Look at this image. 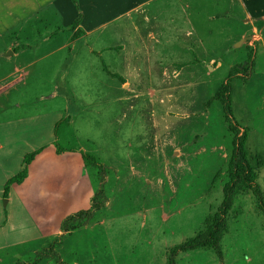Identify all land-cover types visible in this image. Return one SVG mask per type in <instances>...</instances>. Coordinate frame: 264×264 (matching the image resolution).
Instances as JSON below:
<instances>
[{"label":"crops","instance_id":"1","mask_svg":"<svg viewBox=\"0 0 264 264\" xmlns=\"http://www.w3.org/2000/svg\"><path fill=\"white\" fill-rule=\"evenodd\" d=\"M76 1L75 20L79 14L83 20L72 31L75 20L66 26L64 0H0V264L32 260L61 233L67 216L91 207L98 188L97 172L80 153L59 155L52 145L62 113L4 116L12 109L8 97L13 90L54 57L66 67L75 139L83 151L116 170L107 179V205L91 224L66 235L61 258L68 264H166L167 250L188 239L189 216L199 203L193 198L198 176L204 178L203 166L220 148L211 109L204 107L212 98L211 84L180 82L189 68H173L187 62V49L198 52L195 46L202 48L204 41L193 29L180 32L167 4L150 15L148 8L162 0ZM235 1L255 31L256 1ZM168 22L174 29L170 41ZM78 29L83 35L75 37ZM162 48L175 57L169 59ZM103 60L126 82L109 76ZM41 148L26 180L10 187L4 219L7 181L23 170L26 154ZM180 204L185 209L176 212ZM182 214L187 225L182 221L179 227ZM211 215L191 237L206 228Z\"/></svg>","mask_w":264,"mask_h":264},{"label":"rangeland","instance_id":"2","mask_svg":"<svg viewBox=\"0 0 264 264\" xmlns=\"http://www.w3.org/2000/svg\"><path fill=\"white\" fill-rule=\"evenodd\" d=\"M255 1L256 6L253 8L255 13L252 19L256 27L255 31L253 24L245 21L247 17L243 6L234 0H162L155 1L148 10L152 15L167 4V8H173L176 13L180 32L185 34L187 30L193 29L195 37L199 35L204 41L202 48L201 45L195 46L199 49L198 52L194 51L195 48L187 49L188 58L183 57L184 60L187 59L186 63L173 65V68L178 69L189 68L182 71L178 79L180 82L210 83L212 86L210 94L213 96L221 84L230 80L234 117L243 128L249 130L248 149L253 165L259 169L258 184L264 192V0ZM61 8L66 26L72 24L76 18L73 0H64ZM166 19L169 20L168 15ZM151 24L155 26L156 22L152 21ZM166 28L165 36H168L167 41H170L171 30L174 29H171L169 22ZM244 35L249 38L246 37L239 43ZM213 38L216 39L214 42H212ZM250 41L253 43L250 44ZM190 50L192 56L189 55ZM165 53L169 59L175 57L171 54L170 48L166 49ZM68 55L67 53L66 56ZM57 61L58 57H54L35 67L36 72L33 76L25 84L18 85L8 97L12 109L4 116L14 118L54 111H59L63 117L74 116L73 97L68 92L64 78L66 67L61 66ZM238 65H245L247 74L242 73L230 79L232 67ZM169 70L172 71V67ZM67 101L71 102L70 105ZM67 105L70 110L66 109ZM205 109H211L216 129L212 127L210 133L212 134L215 129L220 148L216 152L215 159H209L203 166L201 175L204 178L200 179L198 176L200 184L197 185V189L195 188L197 191L192 194L194 201L198 202L199 199V208L195 206L193 216H189L191 219L188 222L192 229L185 233L188 238L203 226L206 216L217 211L223 201V188L229 181L227 162L228 154L233 150V137L228 133L227 126L223 122L220 106L213 103L210 108L205 107ZM197 116L195 114V120ZM58 138V144L64 148H81L74 137L71 125L62 129ZM198 138L195 136L194 142ZM112 172H116L115 168ZM219 173L220 176L214 184ZM185 176L183 174V178ZM5 201L6 199L3 198L1 208L4 219L8 220L9 211L4 207ZM184 206V204L178 205L176 212L184 211ZM188 211H190L189 206ZM185 218L186 214L180 215L177 226L181 227L182 221L187 225ZM51 241L52 237L37 250L32 260L24 263H66L60 255V248L63 245L54 251L47 249V244ZM180 243L182 241L175 245ZM221 246L222 258H219L213 250L201 249L180 254L177 257V264H264V215L258 212L251 194L234 196V204L228 220V232L223 237ZM126 249L127 247L124 248ZM36 255L39 256L37 259H35Z\"/></svg>","mask_w":264,"mask_h":264},{"label":"trees","instance_id":"3","mask_svg":"<svg viewBox=\"0 0 264 264\" xmlns=\"http://www.w3.org/2000/svg\"><path fill=\"white\" fill-rule=\"evenodd\" d=\"M77 5V1L73 0ZM83 20L82 14H79L73 25L70 27L72 31L79 28ZM83 32L78 29L75 37H78ZM101 57L99 53H97ZM104 69L112 78L118 79L121 83H125V79L110 72L106 67ZM248 70L245 65H238L232 67L230 71V79L239 76L244 73L247 74ZM232 88L230 80H226L215 91L212 98L205 103V107L208 109L213 103L218 104L222 109L223 122L227 126L228 133L233 137L231 154H228L227 162V176L228 183L223 188V201L218 207L217 211L212 214L206 224V228L200 231L193 237L186 239L184 242L171 246L166 253V264H177V257L183 253H190L201 249L213 250L219 258H222V246L221 242L225 234L228 232V220L229 215L234 204V196L236 194H251L256 202V207L259 213L264 215V192L258 184L259 169H257L251 160L248 139L249 130L243 128L235 119L232 104ZM72 122V117H63L55 125L54 134L56 140L53 145L56 148L57 154L61 155L66 152H78L81 154L83 161L87 166L92 167L98 173V188L92 197L91 207L87 210H81L67 216L61 224V233L55 237H52V241L47 244V249L54 251L56 248L63 245L66 235L73 233L74 231L86 227L95 218L96 214L101 211L108 203V196L106 192L107 179L109 174L113 171V168L101 163L98 158L88 152L83 151L81 148L67 149L58 144V136L60 131L66 127H69ZM224 139L225 136H224ZM44 148L28 153L23 159V170L10 178L4 189L3 197L8 199L10 187L14 184H22L27 176L30 164L35 160ZM214 180V184L218 177ZM45 249V248H44ZM39 257L36 255V258ZM34 259V260H35ZM16 264H30L24 262H18ZM33 264V263H31ZM67 264V263H64Z\"/></svg>","mask_w":264,"mask_h":264}]
</instances>
